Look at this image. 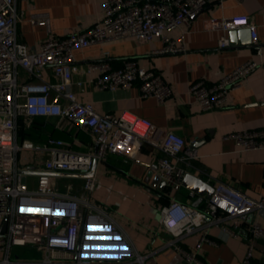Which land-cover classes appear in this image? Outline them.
<instances>
[{
  "label": "built area",
  "instance_id": "2783aa9c",
  "mask_svg": "<svg viewBox=\"0 0 264 264\" xmlns=\"http://www.w3.org/2000/svg\"><path fill=\"white\" fill-rule=\"evenodd\" d=\"M207 3L208 0H105L100 19L80 31L48 38L35 50L17 40L20 17L15 0H0V264H50L58 258L65 261L62 264H92L99 260L112 264L143 262L144 257L136 251L119 222L92 200L96 178L88 174L93 163L107 155L134 159L144 145L149 146L162 155L156 161L160 179L171 192H177L183 187L182 178L188 172L180 164L190 165L197 155L185 150L186 142L177 133L142 119L100 115L92 104L79 101L71 89L76 72L73 52L127 37L144 42L158 38L162 43L159 52H179L183 50L182 37L172 40L164 32L188 25ZM206 27L221 32L248 29L258 59L246 60L214 83L204 80L190 83L188 93L205 112L224 106L228 94L252 70L264 64V50L256 46V26L249 16L210 18ZM229 46L228 38L221 36L218 48ZM49 68L52 79L47 77ZM88 68L97 71L89 83L98 90L112 91L135 85L142 97H152L158 102H164L171 93L160 72L139 67L134 61L114 68L101 60ZM75 84L84 86L82 80ZM33 117L70 119L91 134L93 150L73 151L54 137H48L40 145L19 142V120ZM227 137L243 151L264 150V128L235 131ZM21 150L44 154L38 163L41 168L34 171L33 186L26 181L28 174L22 172L33 169L18 166ZM66 175L82 179L81 195L71 194L56 182L58 177ZM23 176L25 183L21 184ZM209 183L213 193L204 200L202 208L172 198L161 211L160 222L171 236V244L190 264H205L199 258L201 247L204 243H213L206 227L219 224L221 213L234 218L264 210V198L254 200L231 185L219 181ZM189 194L194 195L191 191ZM173 217L177 222L170 225L168 221ZM195 231H200V236L194 251H185L177 245ZM249 234L252 242L241 264H255L251 258L256 240L262 242L261 257L264 258V226L252 224ZM25 245L42 253L39 262L12 257L13 248Z\"/></svg>",
  "mask_w": 264,
  "mask_h": 264
},
{
  "label": "crops",
  "instance_id": "0c3cea01",
  "mask_svg": "<svg viewBox=\"0 0 264 264\" xmlns=\"http://www.w3.org/2000/svg\"><path fill=\"white\" fill-rule=\"evenodd\" d=\"M105 0H15L20 21L17 24V40L29 49L39 50L48 38L61 37L80 31L101 18ZM246 15L256 26V46L264 50V0H208L205 8L188 25L166 30L172 40L182 37L183 50L176 53L159 52L160 39L138 41L127 37L104 44L92 45L73 52L76 72L72 76L71 89L81 102L90 103L100 115H123L129 119H142L163 130L177 133L186 142L185 150L194 151L197 158L188 166L191 173L206 183L219 181L237 188L246 196L264 198V150L243 151L229 133L244 129L264 128V64L252 70L241 85L230 92L224 106L211 111H201L198 103L188 93L190 83L204 80L216 82L223 74L248 59L257 60L250 33L249 42L242 44L235 35L232 43L230 31L247 32L239 28L227 32L207 29L210 18H229ZM226 36L227 48H218V40ZM106 60L114 68L126 61H134L139 67L161 73L171 88L164 102L152 97L144 98L133 85L112 91L98 90L89 81L97 71L89 69L91 63ZM52 79V70H47ZM82 80L81 88L75 84ZM18 141L43 144L48 137L62 140L73 151H92L91 134L78 127L70 119L56 117L22 118L17 126ZM161 153L144 145L134 159L120 155H107L94 166L96 178L92 200L106 209L121 225L134 248L144 259L141 264H190L174 247L171 236L162 226L161 211L172 198L195 208H202L205 198L191 196L182 187L171 192L143 182L151 165H156ZM44 154L32 150L19 152L18 166L33 171ZM37 163V164H36ZM33 186V174L26 176ZM56 182L71 194L81 195L82 179L70 175L61 176ZM211 185V184H210ZM219 224L206 227L213 243H204L199 258L205 264H241L248 244L252 242L249 229L254 223L264 226V210L253 211L239 217L220 214ZM200 231L183 237L177 245L185 251H194ZM262 242L253 241L251 261L264 264L261 257ZM2 253L0 252V258ZM12 257L21 261H40L42 253L31 245L15 247ZM54 259L50 264H62ZM67 261V260H66ZM43 264V263H42ZM92 264H112L111 261H94ZM139 264V263H125Z\"/></svg>",
  "mask_w": 264,
  "mask_h": 264
},
{
  "label": "water",
  "instance_id": "95a60500",
  "mask_svg": "<svg viewBox=\"0 0 264 264\" xmlns=\"http://www.w3.org/2000/svg\"><path fill=\"white\" fill-rule=\"evenodd\" d=\"M248 33L247 32H234V31H230L229 35H230V40L233 43L234 42V38L235 35L239 34L241 36L240 42L242 44L249 42L248 39ZM94 166L95 163H93L92 166V170L89 172V176L93 175L94 172ZM156 169V165H151L149 170L145 173L144 177H143V182L150 184L153 187H158V189L163 190L166 187V184L163 180L160 179L158 174H154L153 170ZM25 174H34V171H28V170H24L22 171ZM21 184L25 183V176H23L20 180ZM182 186L185 187L186 189L190 190L191 192H193L194 194H196L197 196H199V198L197 199L195 205L200 202V200H202V198L208 199L212 193H213V188L210 184L206 183L204 180H202L201 178L191 174V173H186L183 178H182Z\"/></svg>",
  "mask_w": 264,
  "mask_h": 264
},
{
  "label": "clouds",
  "instance_id": "9594fccd",
  "mask_svg": "<svg viewBox=\"0 0 264 264\" xmlns=\"http://www.w3.org/2000/svg\"><path fill=\"white\" fill-rule=\"evenodd\" d=\"M176 218L175 217H173L171 220H169L168 221V223L170 224V225H175L176 224Z\"/></svg>",
  "mask_w": 264,
  "mask_h": 264
},
{
  "label": "snow or ice",
  "instance_id": "6c2138e0",
  "mask_svg": "<svg viewBox=\"0 0 264 264\" xmlns=\"http://www.w3.org/2000/svg\"><path fill=\"white\" fill-rule=\"evenodd\" d=\"M108 239H111V237H108ZM116 239H119V237H116Z\"/></svg>",
  "mask_w": 264,
  "mask_h": 264
},
{
  "label": "trees",
  "instance_id": "16d2710c",
  "mask_svg": "<svg viewBox=\"0 0 264 264\" xmlns=\"http://www.w3.org/2000/svg\"><path fill=\"white\" fill-rule=\"evenodd\" d=\"M19 123V122H18Z\"/></svg>",
  "mask_w": 264,
  "mask_h": 264
}]
</instances>
